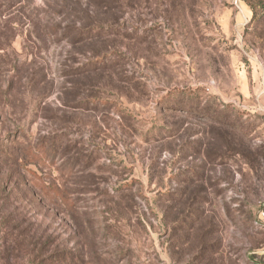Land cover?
Wrapping results in <instances>:
<instances>
[{"label":"rangeland","instance_id":"374dc122","mask_svg":"<svg viewBox=\"0 0 264 264\" xmlns=\"http://www.w3.org/2000/svg\"><path fill=\"white\" fill-rule=\"evenodd\" d=\"M0 264H264V0H0Z\"/></svg>","mask_w":264,"mask_h":264},{"label":"trees","instance_id":"16d2710c","mask_svg":"<svg viewBox=\"0 0 264 264\" xmlns=\"http://www.w3.org/2000/svg\"><path fill=\"white\" fill-rule=\"evenodd\" d=\"M202 110L206 116L215 121H221V124L226 125L225 123H228L227 119L230 117L229 114L232 111V108L228 105L211 104V102H208Z\"/></svg>","mask_w":264,"mask_h":264}]
</instances>
